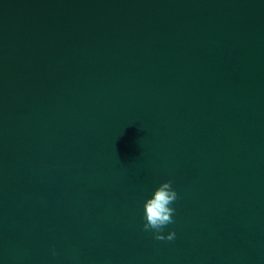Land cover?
Returning a JSON list of instances; mask_svg holds the SVG:
<instances>
[{"label":"water","instance_id":"water-1","mask_svg":"<svg viewBox=\"0 0 264 264\" xmlns=\"http://www.w3.org/2000/svg\"><path fill=\"white\" fill-rule=\"evenodd\" d=\"M0 264H264V0H0Z\"/></svg>","mask_w":264,"mask_h":264},{"label":"clouds","instance_id":"clouds-1","mask_svg":"<svg viewBox=\"0 0 264 264\" xmlns=\"http://www.w3.org/2000/svg\"><path fill=\"white\" fill-rule=\"evenodd\" d=\"M177 198V192L172 188V181H165L146 200L144 204V219L146 223L143 228L145 231L154 230L155 239L172 240L175 238L174 231H170L167 237L162 235V232L167 225L173 223L172 217L175 210L170 205Z\"/></svg>","mask_w":264,"mask_h":264}]
</instances>
